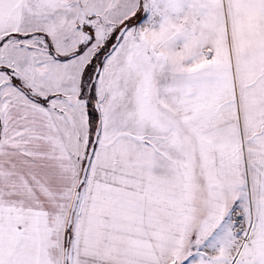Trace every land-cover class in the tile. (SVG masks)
Returning a JSON list of instances; mask_svg holds the SVG:
<instances>
[{
    "label": "snow or ice",
    "instance_id": "6c2138e0",
    "mask_svg": "<svg viewBox=\"0 0 264 264\" xmlns=\"http://www.w3.org/2000/svg\"><path fill=\"white\" fill-rule=\"evenodd\" d=\"M0 264H264V0H0Z\"/></svg>",
    "mask_w": 264,
    "mask_h": 264
}]
</instances>
